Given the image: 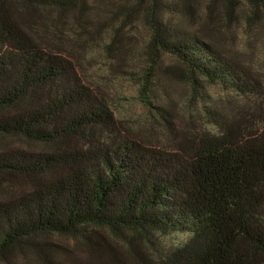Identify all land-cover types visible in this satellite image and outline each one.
I'll return each mask as SVG.
<instances>
[{"label":"trees","instance_id":"16d2710c","mask_svg":"<svg viewBox=\"0 0 264 264\" xmlns=\"http://www.w3.org/2000/svg\"><path fill=\"white\" fill-rule=\"evenodd\" d=\"M92 1L0 0V264H264L263 83L190 32V0L147 1L146 106L163 116L154 85L164 54L198 94L200 77L251 98L229 115L204 107L216 128L165 147L118 119L88 82L78 38L60 36L68 13L89 28ZM217 1L210 23L218 12L235 21L241 0ZM244 1L248 19L264 14V0ZM168 232L187 238L165 249L156 234ZM55 236L77 239L89 259Z\"/></svg>","mask_w":264,"mask_h":264},{"label":"rangeland","instance_id":"374dc122","mask_svg":"<svg viewBox=\"0 0 264 264\" xmlns=\"http://www.w3.org/2000/svg\"><path fill=\"white\" fill-rule=\"evenodd\" d=\"M147 1L138 5V0H94L87 7L91 20L88 29H82L72 13H68L60 22L59 34L69 41L78 38L75 49L80 57H84L88 82L103 93L118 119L136 132L154 136L163 146L171 147L172 140L189 132L193 134L204 127L216 128L209 123L204 107L209 106L218 116L229 115L231 108L241 106L251 98L244 101L222 84L200 77L198 94L187 79L184 65L164 54L160 63L166 68L170 66L166 70L164 67L159 69L154 85L158 92L155 105L159 103L164 107L160 110L163 116L153 107L146 106L139 89L141 73L151 64L148 52L151 32L143 6L148 4ZM190 1L195 8V23L190 26V32L198 30L211 38L224 55L235 61L239 59L264 86V14L248 19L249 7L241 0L235 21L230 22L218 12L214 22L210 23L207 6L211 0ZM225 1L218 0L215 9L220 10ZM119 5L124 7L118 9ZM165 15L168 20L174 19L170 14ZM112 35L115 39L110 43ZM156 236L165 249L174 248L187 238L181 232L157 233ZM55 240L63 244L71 242L77 255L89 259L88 251L84 249L83 252V247L75 244L77 239L55 236Z\"/></svg>","mask_w":264,"mask_h":264}]
</instances>
